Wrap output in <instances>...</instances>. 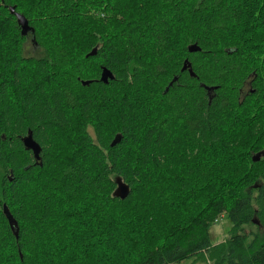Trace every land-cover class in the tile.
I'll use <instances>...</instances> for the list:
<instances>
[{
	"label": "trees",
	"instance_id": "1",
	"mask_svg": "<svg viewBox=\"0 0 264 264\" xmlns=\"http://www.w3.org/2000/svg\"><path fill=\"white\" fill-rule=\"evenodd\" d=\"M7 6L14 21L0 24V264L7 250L33 264L38 243L53 236L54 262L90 264L92 254H82L97 230L98 252L118 264H171L211 248L227 255L215 264H264V154L253 160L264 150L253 152L262 141L236 116L254 100L264 103V65L248 69L244 61L264 42L233 31L242 26L228 0H31L23 9L0 0V10ZM14 13L32 31L22 34ZM60 15L64 32L85 46L52 38ZM182 36L181 53L171 54ZM27 41L43 57L27 63ZM191 44L199 51L189 52ZM184 59L193 75L181 69ZM102 68L112 74L107 83ZM28 130L38 160L22 143ZM226 155L247 158L250 171L213 188L215 168L240 173ZM117 180L128 187L122 199ZM20 182L33 184L34 194L18 190ZM52 211L58 224L48 220ZM223 211L233 234L211 246L209 227ZM253 220L258 230L248 239L242 226Z\"/></svg>",
	"mask_w": 264,
	"mask_h": 264
},
{
	"label": "rangeland",
	"instance_id": "2",
	"mask_svg": "<svg viewBox=\"0 0 264 264\" xmlns=\"http://www.w3.org/2000/svg\"><path fill=\"white\" fill-rule=\"evenodd\" d=\"M11 1L13 3H16V5H18V7L20 9L26 8L28 6V4H30V2H31V0H10V2ZM228 2L232 6V8L235 10V12L237 14H239V23L241 24L240 26H242V28L239 30H234V28H233V31H235V33L237 35H242V37L251 38V37L255 36L256 42L257 41L264 42V0H228ZM73 15H69V18L71 19L73 17ZM64 16L65 15H60V17L56 21L55 26L52 30V35H51L52 38L54 40H56V42H63L67 45L79 43V44L85 46L87 43V40L85 41L83 39H80V37L74 36L72 32L68 33V35L64 32L67 30V27H64L65 26L64 24L67 22V17H64ZM2 21L5 22L6 25L14 21V18H12L9 15V11L6 8L5 9L1 8V10H0V24L2 23ZM67 31L69 32V30H67ZM235 40L237 42V46H243L244 43H242L237 38H235ZM36 42L38 44L37 39H36ZM184 44H185V39L183 36H182V38H179V37L176 38V40L173 44V49H172V51H170V53L178 55L179 53H181L180 51H181L182 47L184 46ZM26 46L27 47L25 48V51H23L22 55H23L24 59L27 60L26 61L27 63L31 62L34 59L39 60L41 57H43V55H44L43 48L39 49L37 51L36 49L33 48L32 42H28V41L26 43ZM256 48L257 47L255 45L253 48H251V52L247 53V55H245L246 57H245L244 61H245V64L247 66L246 68H248V69L254 68L256 66L264 65V46H263V48H260V50H258ZM31 58H33V59H31ZM8 69H10V68H8ZM31 71L32 70H29V68H28V70L26 72H24L23 75L26 76L27 78H30L31 76H33ZM40 81H42V80H40ZM43 84H45V82H43ZM245 90H246V88H245ZM263 106H264L263 102H259V101L254 100L250 106H246L244 109H241V112L238 111L236 113V116L244 117V118H247L249 120V122H245L246 124L251 125V123H252L251 133L253 134V140L259 139L262 141L260 144H258L255 147V149H254L255 151H253V152H258L260 150H264V107ZM227 134H228L227 131H222L223 137L226 136ZM236 135L238 137H241V136H244L245 134L243 132H236ZM258 135H261L262 138H259ZM232 137H233V139L235 138V132L232 134ZM255 144H257V143H255ZM226 157H227L226 158L227 162H230V160L231 161L233 160L232 162H234V163H231L233 165V168L231 169V171L232 170H240V173L238 176H237V174L230 175V173H228V171L218 172L217 169L215 168L213 173L217 172L218 174H215V176H214V179H217V181L214 182L213 188L219 184H223L224 181H226L225 182L226 187H228L227 184H229V183L235 184L236 180L240 179V176L242 174L241 170L245 174H247L250 171L251 163L249 162V160L247 161V158L242 157V156H229V155H226ZM237 162H241V163H237ZM3 173L4 172H3V169H2L1 164H0V179H1V176ZM219 177H221V178H219ZM27 186H28V188L31 189V192L33 193L35 188L32 187L33 184H30L29 182L28 183L20 182L17 185V189L23 190ZM32 196H34V195H32ZM36 199L39 200V197H37ZM36 199L33 197L32 201L36 200ZM229 203L230 202H227V204H229ZM54 211H52L53 214L51 215V217L48 220L51 219L50 220L51 222L58 224L60 214H58L57 212H54ZM225 212L226 211H223L221 213H217L214 216V219H213V221L209 227L208 235L210 238V245L211 246L212 245L213 246H219V244L222 245L223 243L228 241L230 236L233 234V231H232L233 230V224L230 221V219L227 217V214ZM22 213H26L25 215H26L27 219H30L31 214H34L33 210H31V209L24 210V211H22ZM35 216L38 217V214H35ZM24 219H26V218H24ZM23 222H25V220ZM242 229H243V232L248 236V239L252 238V235H250V233H253V232L258 230L257 224H255L254 222H250L248 224L243 225ZM54 237L55 236H53L51 238L50 237L43 238L38 243V245L36 246V248L34 250V254H33L34 255L33 256V264H35L36 262H38V264H57L56 262H54V259L50 255V251L54 246L53 242H52L55 239ZM160 239H162V238L159 237V240ZM59 240L62 242L67 241V239L64 236L61 237ZM98 240L102 241L100 239L99 231L97 230L91 234L90 238H88L89 245L84 250L82 256L85 257L86 255L92 254V262L90 264H118L117 262H119V261H117L116 259H114L110 256H107V254H105V253L100 254V252H98V248H97ZM54 244H57V242H54ZM71 244H73L72 241H71ZM150 244L154 245L152 240H151ZM157 244H159V241H157L156 245ZM75 245H76V243L72 246L73 253L75 252L74 251ZM54 249H55V247H54ZM218 250H215V249L213 250V248H211V251L213 252L212 255H209L208 253H203V255H193V256H191V257H189L183 261L175 262V263H171V264H215V262H217L219 259L221 260L224 258L227 261V255L222 254V256H218V254H219ZM224 251L225 250H222L221 252H224ZM12 255L13 254L10 252V250H7L6 255L2 261L3 264H19L17 262V260L14 259V257ZM212 258H214V259H212Z\"/></svg>",
	"mask_w": 264,
	"mask_h": 264
},
{
	"label": "water",
	"instance_id": "3",
	"mask_svg": "<svg viewBox=\"0 0 264 264\" xmlns=\"http://www.w3.org/2000/svg\"><path fill=\"white\" fill-rule=\"evenodd\" d=\"M14 14L16 16L17 24L21 28L22 34H25L27 31H32V28L28 25L27 19L23 15L17 14V13H14ZM187 49L189 52L199 51V47L196 44L189 45L187 47ZM93 54H95V50H92L87 55H93ZM181 69L182 70L188 69L189 74L193 75L192 70H191V65L187 59H184L182 66H181ZM111 78H112L111 72L109 70H107L106 68H102L99 80L102 81L103 83H107L108 79H111ZM175 79H176V77H173L172 81H174ZM89 82H90L89 80L82 81V85H88ZM170 84H171V82H169V85ZM207 90L211 91L212 87H207ZM119 138H120L119 134L115 135V137L113 138V140L111 142V145H114L116 142H118ZM22 143L26 149L31 150L35 160H38L40 147H39L38 143L33 139L32 134L29 130H28L27 134L22 138ZM262 154H264V152H259V153L255 154L253 157V160L257 161ZM127 191H128V187L125 184H123L122 182H120L119 180H117V189H116L114 194L122 199L126 196ZM3 214L5 215L13 234L17 237V233H18L17 222L12 217L8 208L5 205H3ZM253 222L255 224H258V222L256 220H253Z\"/></svg>",
	"mask_w": 264,
	"mask_h": 264
},
{
	"label": "flooded vegetation",
	"instance_id": "4",
	"mask_svg": "<svg viewBox=\"0 0 264 264\" xmlns=\"http://www.w3.org/2000/svg\"><path fill=\"white\" fill-rule=\"evenodd\" d=\"M9 7H10V6H7L6 9L9 8ZM35 52H36V51H35ZM245 88H246V89H250V87L248 86V84H245V87H243V89H241V92H242ZM244 91H245V90H244Z\"/></svg>",
	"mask_w": 264,
	"mask_h": 264
}]
</instances>
